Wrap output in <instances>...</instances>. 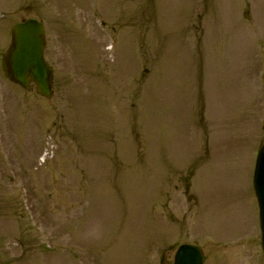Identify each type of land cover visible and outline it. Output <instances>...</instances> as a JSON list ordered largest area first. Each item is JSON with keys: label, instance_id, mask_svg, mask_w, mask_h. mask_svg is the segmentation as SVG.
<instances>
[{"label": "rangeland", "instance_id": "374dc122", "mask_svg": "<svg viewBox=\"0 0 264 264\" xmlns=\"http://www.w3.org/2000/svg\"><path fill=\"white\" fill-rule=\"evenodd\" d=\"M29 17L50 100L3 75ZM263 142L264 0H0V264H264Z\"/></svg>", "mask_w": 264, "mask_h": 264}, {"label": "water", "instance_id": "95a60500", "mask_svg": "<svg viewBox=\"0 0 264 264\" xmlns=\"http://www.w3.org/2000/svg\"><path fill=\"white\" fill-rule=\"evenodd\" d=\"M43 26L35 19L24 20L11 28V43L3 57L4 75L26 90L34 84L38 94L51 96V68L45 61ZM254 189L259 207V219L264 249V144L254 172ZM203 252L194 245L179 246L174 264H204Z\"/></svg>", "mask_w": 264, "mask_h": 264}]
</instances>
